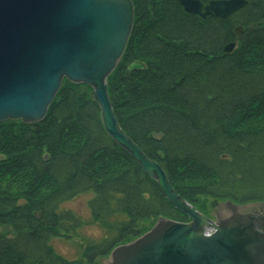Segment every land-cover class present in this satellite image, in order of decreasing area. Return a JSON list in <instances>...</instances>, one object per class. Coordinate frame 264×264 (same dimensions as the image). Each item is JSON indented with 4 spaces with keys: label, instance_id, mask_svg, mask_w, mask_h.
<instances>
[{
    "label": "trees",
    "instance_id": "1",
    "mask_svg": "<svg viewBox=\"0 0 264 264\" xmlns=\"http://www.w3.org/2000/svg\"><path fill=\"white\" fill-rule=\"evenodd\" d=\"M131 1L132 31L107 79L121 129L201 214L207 199L264 203V0L225 19L188 14L178 0ZM133 62L144 68L127 74ZM90 94L64 80L41 122L0 123V264H83L49 244L74 233V215L60 207L83 193L94 222L127 217L102 251L85 249L87 264L160 218L188 221L108 138Z\"/></svg>",
    "mask_w": 264,
    "mask_h": 264
},
{
    "label": "water",
    "instance_id": "2",
    "mask_svg": "<svg viewBox=\"0 0 264 264\" xmlns=\"http://www.w3.org/2000/svg\"><path fill=\"white\" fill-rule=\"evenodd\" d=\"M201 18H228L245 0H178ZM134 20L131 0H0V123L41 122L66 79L91 88L104 132L155 181L189 222L160 218L144 235L113 249L105 264H264V203H219L214 220L194 210L172 188L159 164L123 132L107 79L118 66ZM242 28L235 29L240 36ZM237 39L223 52L231 54ZM133 62L126 73L143 70Z\"/></svg>",
    "mask_w": 264,
    "mask_h": 264
},
{
    "label": "rangeland",
    "instance_id": "3",
    "mask_svg": "<svg viewBox=\"0 0 264 264\" xmlns=\"http://www.w3.org/2000/svg\"><path fill=\"white\" fill-rule=\"evenodd\" d=\"M92 198V193H83L73 198L70 201L64 202L60 209L64 211H69L75 217V226L74 233H68L70 236L69 239L64 237H53L49 240V244L53 249L54 253L58 256H61L67 260H77L74 259V256L79 255L82 245L75 244L78 237L83 234L84 230L88 227L90 223H94L106 228V231L111 234L116 232L120 225L127 219L126 216L122 214H115L110 219L106 220V224L94 222L88 208V202ZM216 203L211 200H206V213H203L205 217L211 218L212 209ZM149 224V223H148ZM144 224V226H148ZM154 226V224H153ZM108 235V237L110 236ZM75 244V246H74ZM108 261V258L99 259V264H105Z\"/></svg>",
    "mask_w": 264,
    "mask_h": 264
},
{
    "label": "clouds",
    "instance_id": "4",
    "mask_svg": "<svg viewBox=\"0 0 264 264\" xmlns=\"http://www.w3.org/2000/svg\"><path fill=\"white\" fill-rule=\"evenodd\" d=\"M108 233L106 228L94 223H90L88 227L84 230L83 234L77 238L75 244L82 245L79 255L74 256V259H79L83 261V264H87V261L84 259L83 252L89 246L95 247L97 251H102L103 244L106 241ZM74 244V246H75Z\"/></svg>",
    "mask_w": 264,
    "mask_h": 264
}]
</instances>
